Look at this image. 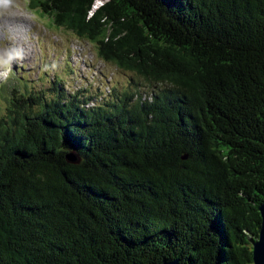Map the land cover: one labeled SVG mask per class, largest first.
<instances>
[{"label": "trees", "instance_id": "1", "mask_svg": "<svg viewBox=\"0 0 264 264\" xmlns=\"http://www.w3.org/2000/svg\"><path fill=\"white\" fill-rule=\"evenodd\" d=\"M94 3L30 6L155 89L107 99L56 78L54 93L7 97L0 264H253L264 0H101L89 15Z\"/></svg>", "mask_w": 264, "mask_h": 264}, {"label": "rangeland", "instance_id": "2", "mask_svg": "<svg viewBox=\"0 0 264 264\" xmlns=\"http://www.w3.org/2000/svg\"><path fill=\"white\" fill-rule=\"evenodd\" d=\"M30 1L0 3V16L18 18L13 26L0 31V114L8 105L7 97L12 93L18 96L22 85L54 93L56 78L61 83L58 87L69 93L81 90L84 96L101 91H108L107 99L125 91L153 94L155 87L150 83L98 58L94 44L63 27L52 26L46 16L30 6ZM11 28L21 30L8 34ZM6 38L12 40L11 50H6ZM9 54L14 56L11 61L7 60Z\"/></svg>", "mask_w": 264, "mask_h": 264}, {"label": "water", "instance_id": "3", "mask_svg": "<svg viewBox=\"0 0 264 264\" xmlns=\"http://www.w3.org/2000/svg\"><path fill=\"white\" fill-rule=\"evenodd\" d=\"M66 158L71 163H78L79 159L75 154L68 153ZM261 216V226L258 233V238L252 243V260L253 264H264V199L258 206ZM179 259L163 261L159 264H178Z\"/></svg>", "mask_w": 264, "mask_h": 264}, {"label": "bare ground", "instance_id": "4", "mask_svg": "<svg viewBox=\"0 0 264 264\" xmlns=\"http://www.w3.org/2000/svg\"><path fill=\"white\" fill-rule=\"evenodd\" d=\"M17 19L18 18H16V17L12 18V17H7V16H4V15H1L0 16V31L2 32L3 30H5L6 28L10 27L11 25L13 26L14 25V20H17ZM22 26L25 27V23H23ZM20 30H21V28H15V29L11 28V29L8 30V34H9V32H10V34H13L14 32L17 33ZM4 33H6V32H4ZM9 37H10V35H9ZM11 41L12 40H10V39L6 40V50H11V47L9 46Z\"/></svg>", "mask_w": 264, "mask_h": 264}, {"label": "clouds", "instance_id": "5", "mask_svg": "<svg viewBox=\"0 0 264 264\" xmlns=\"http://www.w3.org/2000/svg\"><path fill=\"white\" fill-rule=\"evenodd\" d=\"M7 2H8V0H7ZM95 2H97V3L100 4L101 3V0H95ZM16 56H20V53H16ZM13 58H14V56L12 54H9L7 60L8 61H11Z\"/></svg>", "mask_w": 264, "mask_h": 264}, {"label": "built area", "instance_id": "6", "mask_svg": "<svg viewBox=\"0 0 264 264\" xmlns=\"http://www.w3.org/2000/svg\"><path fill=\"white\" fill-rule=\"evenodd\" d=\"M99 5V3L95 2L91 8V10L89 11V15L92 14L93 10Z\"/></svg>", "mask_w": 264, "mask_h": 264}, {"label": "snow or ice", "instance_id": "7", "mask_svg": "<svg viewBox=\"0 0 264 264\" xmlns=\"http://www.w3.org/2000/svg\"><path fill=\"white\" fill-rule=\"evenodd\" d=\"M7 0H0V3H6Z\"/></svg>", "mask_w": 264, "mask_h": 264}]
</instances>
